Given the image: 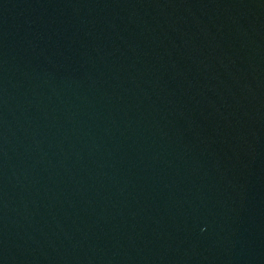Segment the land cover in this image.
Returning <instances> with one entry per match:
<instances>
[{"label": "water", "instance_id": "obj_1", "mask_svg": "<svg viewBox=\"0 0 264 264\" xmlns=\"http://www.w3.org/2000/svg\"><path fill=\"white\" fill-rule=\"evenodd\" d=\"M0 264H264V0H0Z\"/></svg>", "mask_w": 264, "mask_h": 264}]
</instances>
